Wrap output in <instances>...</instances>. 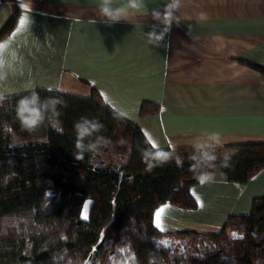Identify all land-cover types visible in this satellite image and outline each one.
I'll list each match as a JSON object with an SVG mask.
<instances>
[{
	"label": "crops",
	"instance_id": "crops-1",
	"mask_svg": "<svg viewBox=\"0 0 264 264\" xmlns=\"http://www.w3.org/2000/svg\"><path fill=\"white\" fill-rule=\"evenodd\" d=\"M16 1V26L0 40V58L14 66L0 83L4 97L38 88L97 91L157 149L193 147L210 132L220 133L216 146L264 141V74L244 63L264 66V0H179L178 8L143 0L138 13L112 24L99 15L100 0ZM12 15L0 0V30ZM145 101L159 111L141 117ZM212 174L213 182L191 188L197 210L162 205L172 214L157 223L155 212L156 225L182 218L195 231L218 232L228 215L249 212L264 196V170L246 184Z\"/></svg>",
	"mask_w": 264,
	"mask_h": 264
},
{
	"label": "trees",
	"instance_id": "trees-1",
	"mask_svg": "<svg viewBox=\"0 0 264 264\" xmlns=\"http://www.w3.org/2000/svg\"><path fill=\"white\" fill-rule=\"evenodd\" d=\"M4 1L13 15L0 40L14 30L20 12L16 0ZM244 63L264 74V66ZM35 91L64 102L35 131L22 129L15 111L31 91L0 100V264H264V196L248 213L229 215L218 232L163 230L155 223L160 206L198 209L191 191L200 183L192 167L198 150L155 148L97 91ZM158 111L157 103L145 101L140 115ZM81 117L103 124L98 134L112 143L77 161L74 125ZM211 150L217 160L208 171L230 183L246 184L264 170V141Z\"/></svg>",
	"mask_w": 264,
	"mask_h": 264
},
{
	"label": "clouds",
	"instance_id": "clouds-1",
	"mask_svg": "<svg viewBox=\"0 0 264 264\" xmlns=\"http://www.w3.org/2000/svg\"><path fill=\"white\" fill-rule=\"evenodd\" d=\"M114 4L115 0H100L99 2V15L109 24L128 20L130 16L138 13L144 6L143 0H126V3L119 6H114ZM168 7L178 8L179 0H172V4ZM165 15H171V13ZM148 36L150 38L154 37L156 40L162 39V35H156L154 32L149 33ZM10 70H14L13 62L0 58V83L7 79ZM3 98L4 93L0 91V100ZM63 103L55 96L41 98L39 93L33 90L29 95L23 96L16 102V118L19 120L22 129L30 132L35 131L50 114L58 115L57 106ZM74 128L77 136V151L73 155L77 161L83 160L86 152L95 156L102 148L108 147L112 143L109 138L98 134L104 128V125L98 120L81 117ZM85 141L87 142L85 143ZM219 144H221V137L218 132L206 133L204 137L197 138L193 143L198 152L193 157L195 163L192 167L199 169L197 178L201 184L213 182L214 180L212 172L208 169L216 166L214 162L217 157L211 149ZM228 159V157H225L224 166H227ZM157 162L165 161L158 160ZM147 163L149 168L156 166L151 161ZM177 164L180 166L182 162L178 160ZM255 264H259V261H256Z\"/></svg>",
	"mask_w": 264,
	"mask_h": 264
},
{
	"label": "rangeland",
	"instance_id": "rangeland-1",
	"mask_svg": "<svg viewBox=\"0 0 264 264\" xmlns=\"http://www.w3.org/2000/svg\"><path fill=\"white\" fill-rule=\"evenodd\" d=\"M90 203H91V200H87L86 202H85V206H84V210H83V217H85V218H87L88 217V215H89V206H90ZM170 206H172V205H170ZM162 207V206H161ZM160 207V208H161ZM163 209H160V212L159 211H156V216H157V213H159V215H161V213H167V215H170V214H172V211H169V208H167V206L166 207H162ZM158 210V209H157ZM219 213H220V211H219ZM248 213V212H247ZM233 214H235V213H233ZM237 214V213H236ZM243 214H246V213H243ZM217 215V217L216 218H219V216H220V214H216ZM229 216V215H228ZM227 216V217H228ZM175 218V217H174ZM159 219V218H158ZM227 219V218H226ZM226 219H225V221H226ZM180 220H181V222L182 223H176V224H170L169 222H167V224H165V223H163V224H161L162 226H161V228H163V229H166V228H169V226L172 228V229H176V230H183V229H194V228H192V227H189V226H187L188 224H185L184 223V219H182V218H180ZM224 221V222H225ZM169 225V226H168ZM223 225V224H222ZM195 230V229H194ZM161 240L162 241H164V242H167V240L165 239V238H161Z\"/></svg>",
	"mask_w": 264,
	"mask_h": 264
},
{
	"label": "snow or ice",
	"instance_id": "snow-or-ice-1",
	"mask_svg": "<svg viewBox=\"0 0 264 264\" xmlns=\"http://www.w3.org/2000/svg\"><path fill=\"white\" fill-rule=\"evenodd\" d=\"M23 23V22H22ZM157 218H159V213H157ZM157 223H159V219H157Z\"/></svg>",
	"mask_w": 264,
	"mask_h": 264
}]
</instances>
